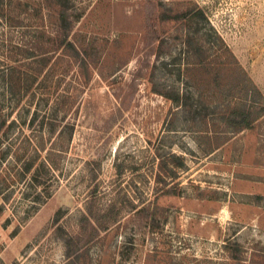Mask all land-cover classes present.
Here are the masks:
<instances>
[{
    "label": "rangeland",
    "instance_id": "1",
    "mask_svg": "<svg viewBox=\"0 0 264 264\" xmlns=\"http://www.w3.org/2000/svg\"><path fill=\"white\" fill-rule=\"evenodd\" d=\"M0 264H264V0H0Z\"/></svg>",
    "mask_w": 264,
    "mask_h": 264
},
{
    "label": "trees",
    "instance_id": "2",
    "mask_svg": "<svg viewBox=\"0 0 264 264\" xmlns=\"http://www.w3.org/2000/svg\"><path fill=\"white\" fill-rule=\"evenodd\" d=\"M32 115H34V112H33V114ZM33 116H31V118H32ZM31 118H30V120H31ZM229 245H231V247L229 246ZM225 246H226V252L229 254V256H228V258L230 257V258H233L234 257V245L233 244H225Z\"/></svg>",
    "mask_w": 264,
    "mask_h": 264
}]
</instances>
